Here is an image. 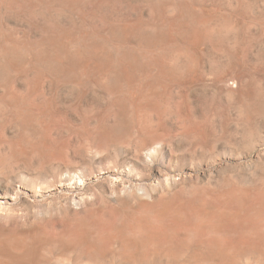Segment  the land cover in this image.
Returning a JSON list of instances; mask_svg holds the SVG:
<instances>
[{
  "label": "rangeland",
  "instance_id": "obj_1",
  "mask_svg": "<svg viewBox=\"0 0 264 264\" xmlns=\"http://www.w3.org/2000/svg\"><path fill=\"white\" fill-rule=\"evenodd\" d=\"M0 155L12 239L55 227L75 253L98 249L78 264H264V222L233 223L239 203L264 200V0H0ZM136 194L152 206L150 235L124 227L136 244L125 249L93 232L76 242L84 221L120 229ZM181 225L180 252L149 244Z\"/></svg>",
  "mask_w": 264,
  "mask_h": 264
},
{
  "label": "bare ground",
  "instance_id": "obj_2",
  "mask_svg": "<svg viewBox=\"0 0 264 264\" xmlns=\"http://www.w3.org/2000/svg\"><path fill=\"white\" fill-rule=\"evenodd\" d=\"M123 33V32H122ZM58 42V41H57ZM55 43V42H54ZM50 45V44H49ZM49 47V46H48ZM146 48V47H145ZM56 50V49H55ZM60 51V50H59ZM63 52V51H62ZM77 53V52H76ZM45 54V53H44ZM75 54V53H74ZM62 55V53H61ZM43 57V56H42ZM52 57V56H51ZM60 58V57H58ZM43 59V58H41ZM45 59V57H44ZM55 59V57H54ZM62 59V58H61ZM40 60V59H39ZM79 60V59H78ZM51 61V60H50ZM60 60H57V62L55 61V64H57L58 67H61L60 63L58 62ZM68 63V62H67ZM70 63V62H69ZM125 63V62H124ZM87 64V63H86ZM11 65V64H10ZM9 65V66H10ZM74 65V64H73ZM121 65V64H120ZM8 66V65H7ZM7 66L5 68H7ZM8 66V67H9ZM49 66V65H48ZM56 66V65H55ZM55 66H51V68L55 67ZM78 66V65H77ZM97 66V65H96ZM95 66V67H96ZM126 66V65H125ZM63 67V66H62ZM2 68V67H1ZM10 69V68H8ZM103 71V70H102ZM66 72V71H65ZM122 72V71H121ZM113 73V72H112ZM111 73V74H112ZM100 74V73H99ZM110 74V77H112ZM106 75H107V72H106ZM105 75V77H106ZM115 75V74H114ZM119 75L120 74H117L115 75L116 76V79H120L119 78ZM113 76V78L115 77ZM109 77V76H108ZM123 78V77H122ZM115 79V78H114ZM125 79V78H123ZM105 80V79H104ZM114 82V81H113ZM111 82V83H113ZM107 83V82H106ZM116 83V82H115ZM109 84V83H108ZM114 86V85H113ZM112 86V87H113ZM149 107V106H148ZM144 111V110H143ZM155 112V111H154ZM160 112V110H159ZM141 115V114H140ZM146 115V114H144ZM119 118V117H118ZM123 120V119H122ZM118 124V121L116 122ZM157 124V123H156ZM160 124V123H159ZM116 125V124H115ZM186 125V124H184ZM140 126V125H139ZM188 127V126H187ZM190 127V126H189ZM194 127V126H193ZM113 128V127H112ZM160 128V127H158ZM108 129V128H107ZM117 130V129H116ZM120 130V129H119ZM157 130V129H156ZM194 130V129H193ZM159 132V131H158ZM197 132V131H196ZM140 133V132H139ZM107 134V133H106ZM109 136V137H108ZM103 135V136H100L99 137V141H104V140H110V135ZM126 137V136H125ZM142 137V136H141ZM160 137V136H159ZM151 138V137H150ZM147 139V138H146ZM126 140V139H125ZM145 140V139H144ZM155 139H152V140H145V141H140L142 142L141 143V146H144L145 145L147 146V144L149 143H155L154 142ZM107 141V142H108ZM115 141V140H114ZM165 142V141H163ZM114 143V142H113ZM112 143V144H113ZM129 143V142H128ZM127 143V144H128ZM120 144V143H119ZM151 144H149L151 146ZM165 144V143H164ZM139 145V144H138ZM114 146V145H113ZM137 146V145H136ZM140 146V145H139ZM161 145L158 144V146H154L155 148H151L149 150V156H151L150 158H154L152 155L155 154L156 152H158L159 150V147ZM148 147V146H147ZM141 148V147H140ZM138 149V148H137ZM145 150V148H143ZM147 149V148H146ZM142 150V149H141ZM158 150V151H157ZM161 150V149H160ZM143 151V150H142ZM160 152V151H159ZM157 154V153H156ZM1 156V155H0ZM60 156V155H59ZM155 156V155H154ZM140 157V156H139ZM158 157V156H157ZM146 159V158H145ZM67 160V159H66ZM69 161V160H68ZM64 162V161H63ZM62 162V163H63ZM138 162V161H137ZM140 163V162H139ZM179 163V162H178ZM144 164V163H143ZM119 166V165H118ZM151 167V166H150ZM149 169V168H148ZM178 169V168H177ZM118 170V169H117ZM74 171V170H73ZM128 171V169H127ZM173 171V170H172ZM171 171V172H172ZM64 172V171H63ZM66 173V172H65ZM160 173V172H159ZM173 173V172H172ZM84 174V173H83ZM167 174V173H166ZM129 176V175H127ZM61 177V176H60ZM64 179H66L68 182H70L73 185L76 184V181H79L81 182L82 181V173H76V172H73V173H66L64 176ZM161 180V179H160ZM167 180V179H166ZM171 180V179H170ZM57 181V180H56ZM162 181V180H161ZM165 182V179L163 180ZM169 181V180H168ZM174 181V180H173ZM130 182V181H128ZM78 183V182H77ZM69 184V183H68ZM130 184V183H129ZM80 185V184H79ZM134 185V184H133ZM132 185V186H133ZM137 185V184H136ZM136 185H134L136 187ZM189 185V184H188ZM142 186V185H140ZM166 186V185H165ZM173 186V185H172ZM71 187V186H70ZM77 187V186H75ZM73 187V189L75 188ZM138 187V185H137ZM133 188L134 192L138 193V195H144V190L145 189H142L140 187L138 188ZM176 187V186H175ZM169 188V187H168ZM70 189V188H69ZM72 189V190H73ZM125 189V188H124ZM132 189V187H131ZM223 190V189H222ZM225 190V189H224ZM121 191V190H120ZM128 191V190H127ZM175 191V190H174ZM129 194H130V191H128ZM133 192V193H134ZM168 192V191H167ZM176 192V191H175ZM72 193V192H71ZM127 193V192H126ZM132 193V192H131ZM146 193V192H145ZM180 193V192H179ZM123 194V193H122ZM172 194V193H171ZM125 195V194H124ZM134 195V194H133ZM138 196V198H140L141 196ZM169 195H170V192H169ZM168 195V196H169ZM174 195V194H173ZM234 195V194H233ZM163 196V195H162ZM180 196V194H179ZM227 196V199L229 198V196H231V193H226V195H224L223 197ZM264 196V195H263ZM262 196V197H263ZM129 197V196H128ZM136 199L140 201V199L137 198V194H136ZM149 197V196H148ZM152 197V195H151ZM161 197V196H160ZM222 197V196H221ZM220 197V198H221ZM257 197V196H256ZM260 197V196H259ZM118 198V197H117ZM116 198V199H117ZM146 198V197H145ZM178 198V197H176ZM217 197H215L216 199ZM119 199V198H118ZM165 199V198H164ZM172 199V198H171ZM189 199V198H188ZM128 200V199H127ZM132 200V198L130 199ZM134 200V199H133ZM136 200V201H137ZM153 200V198H152ZM176 200V199H175ZM174 200V201H175ZM221 200V199H220ZM237 200V199H236ZM135 201V202H136ZM145 201H147L145 199ZM150 201V200H149ZM190 201V200H189ZM211 201V200H210ZM216 201H218L216 199ZM242 201V200H241ZM203 202V201H202ZM209 202V201H208ZM222 202V201H221ZM120 203V202H119ZM173 203V202H172ZM178 203V202H176ZM196 203L197 204H203L201 203L200 201H191V202H188L186 205H182V206H178V212H182L183 210H186V209H189V210H195L197 207H196ZM223 203V202H222ZM125 204V203H124ZM133 204V203H132ZM175 204V202H174ZM215 204V203H214ZM121 205L123 206L121 211V213L119 214L118 216V221H120V229L116 228V224H114L115 222V219H112V218H109V219H98V220H93L91 222H88L86 223L87 221H84L85 223L84 224H81V227L79 228L80 231L77 232L76 230V233L74 235L75 236V240L76 242L79 241V239L82 237V241H84L83 239H85V237H87L89 234L91 236V232H93V234H95L97 237H98V241L100 242H104L103 244L104 245H108V243L110 241H114L119 248H128V247H131V246H134L136 244L132 243L131 240L125 236H124V231H123V228H128V230L130 231V229H134L136 230L137 232H139L141 235H143L144 233L145 234H149L150 232L152 233V231H150L148 229V226H147V221L145 217H143L142 215H144L143 213L144 212H148V211H152V206L151 204H148L144 201H140L137 205L134 203L133 206H127V203L126 205L124 206L122 203ZM121 205H120V208H121ZM131 205V204H130ZM153 205V204H152ZM155 205V204H154ZM219 205V204H218ZM222 205V204H220ZM239 210H240V213L234 218V226L236 227H246L247 229H250L251 231L252 230H255L258 229V225L263 223L264 222V200L263 199H248L247 201H242V203H239ZM118 206V205H117ZM198 206V205H197ZM170 207H173V208H176L172 205L169 206ZM200 207H203V206H200ZM235 208H237L235 206ZM234 208V209H235ZM158 209V208H157ZM201 209V208H200ZM214 209V208H213ZM124 210V211H123ZM167 210V209H166ZM188 210V211H189ZM226 210V209H225ZM237 210V209H236ZM235 210V211H236ZM238 210V211H239ZM203 211V210H202ZM116 212V211H115ZM161 212V211H160ZM167 212V211H166ZM201 212V211H200ZM149 213V212H148ZM152 213V212H151ZM149 213V214H151ZM169 213V212H167ZM207 213V212H206ZM153 214V213H152ZM166 214V213H164ZM163 214V215H164ZM195 214V213H194ZM204 214V213H203ZM104 215V214H103ZM168 215V214H166ZM171 215V214H169ZM174 215V214H173ZM179 215V214H177ZM210 215V214H209ZM96 216V215H95ZM99 216V215H98ZM146 216V215H144ZM152 216V215H151ZM161 216V214H160ZM111 217V216H110ZM165 217V216H163ZM148 218V217H147ZM152 218V217H150ZM156 218V217H155ZM191 218V217H190ZM199 218V217H198ZM226 218H229L228 216ZM64 219V218H63ZM95 219V217H94ZM157 219V218H156ZM155 219V221H156ZM162 219V218H161ZM67 220V219H66ZM160 220V219H159ZM158 220V221H159ZM165 220H166V217H165ZM164 220V221H165ZM196 220V218H195ZM68 221V220H67ZM161 221V220H160ZM163 222V221H161ZM177 222V221H176ZM202 222V221H201ZM216 221H214L215 223ZM159 223V222H158ZM219 223V222H218ZM166 224V222L164 223ZM229 224V223H228ZM170 225V224H169ZM183 225V224H182ZM180 226L181 227V231H170L169 230H162L158 233L155 234V236H153V238L149 241L152 246H156L155 248H158L159 250L161 251H165V253L168 251V252H174L175 254L180 252L181 249L183 248V246H185V244H187L189 241H187V238L189 236H191V233L187 230L186 227L188 226ZM56 226V225H55ZM61 226V225H60ZM163 226V225H161ZM172 226V224H171ZM175 227L177 225H174ZM199 226V225H198ZM213 226V225H212ZM223 225H220L218 228H221ZM264 226V225H262ZM261 226V227H262ZM40 227V226H39ZM169 227V226H168ZM178 227V226H177ZM217 227V226H216ZM230 227V225H229ZM1 228V227H0ZM124 228V230H125ZM206 228V227H205ZM38 229V228H37ZM43 229V228H42ZM56 228H51L49 232L48 229L45 230V232L47 233H43V234H40V236L38 235H27L26 237H23V238H20V239H12L10 237V235L8 236L9 233H5L6 235H4V231H2V229H0V264H78L79 262L82 263V261H80V259L82 260L83 257H88L90 259L93 258V255L91 254L92 252V248L94 247H88V249L83 252V253H75V249H73L70 245H68V243L66 244H63L64 241H63V238L61 237H58L55 236L57 233H56ZM180 229V228H179ZM217 229V228H216ZM224 229V228H223ZM231 229V228H230ZM235 229V228H234ZM239 229V228H238ZM24 230V229H23ZM161 230V229H160ZM237 230V229H236ZM126 231V230H125ZM158 231V230H157ZM249 231V230H248ZM263 231V230H262ZM68 232V231H67ZM154 232V231H153ZM200 232V231H199ZM229 232V231H228ZM55 234L54 236H50L49 234ZM71 233V232H70ZM127 233V232H126ZM194 233V232H193ZM213 233V232H211ZM28 234V233H27ZM62 234V233H61ZM92 234V235H93ZM133 234V233H132ZM200 235L199 236H196L198 239V237L200 238L199 240H201V237L203 236L202 233H198ZM204 234V233H203ZM210 234V233H209ZM222 234V233H221ZM258 234V232H257ZM25 235V234H24ZM150 235V234H149ZM259 235V234H258ZM96 236H93V237H96ZM148 236V235H147ZM256 236V235H255ZM132 237V236H131ZM193 237V236H192ZM204 237V236H203ZM206 237V236H205ZM211 237V236H210ZM257 237V236H256ZM18 238V237H17ZM133 238V237H132ZM213 238V237H212ZM252 238V236H251ZM250 238V240H251ZM258 238V237H257ZM260 238V236H259ZM73 239V238H72ZM89 239V237H88ZM195 239V238H194ZM86 240V239H85ZM91 240V238L89 239ZM94 240H97V239H94ZM137 240V239H136ZM141 240V239H140ZM149 240V239H148ZM203 240V239H202ZM249 240V241H250ZM256 240V239H255ZM260 240V239H259ZM262 240V239H261ZM260 240V242H261ZM30 241V242H29ZM46 242L48 241L47 245H45L44 248H42L41 252H38L36 251L37 248H27L25 246H27L28 244L32 247V245L38 243L39 242ZM135 241V240H134ZM144 241V240H143ZM187 241V242H186ZM216 241V240H215ZM241 241V240H240ZM263 245H264V238H263ZM24 242H29L28 244L24 243ZM43 242V243H44ZM63 242V243H62ZM67 242V241H66ZM213 242V240H212ZM221 242V241H220ZM237 242V241H236ZM251 242H253V240H251ZM83 243V242H82ZM91 243V242H90ZM195 243V241H194ZM225 243V242H224ZM231 243V242H229ZM262 243V242H261ZM93 244V243H92ZM110 244V243H109ZM139 244V243H138ZM41 245V244H39ZM81 245V244H80ZM100 245V244H99ZM198 245V243H197ZM200 245V244H199ZM251 245V244H250ZM260 245V244H259ZM38 246V245H37ZM82 246V245H81ZM98 246V245H97ZM128 246V247H127ZM210 246V245H209ZM241 246V245H240ZM257 246V245H256ZM261 246V245H260ZM34 247V246H33ZM38 247H41V246H38ZM104 247V246H103ZM101 246V248H103ZM116 247V246H115ZM114 247V248H115ZM135 247V246H134ZM207 247V246H206ZM229 247V245H228ZM248 247V246H247ZM87 248V247H86ZM96 248V247H95ZM94 248V249H95ZM133 248V247H132ZM198 248V247H197ZM211 248V247H210ZM256 248V247H255ZM33 249H36V250H33ZM97 249V248H96ZM199 249V248H198ZM234 249V248H233ZM261 249V248H260ZM6 250H10V252H6ZM98 250V249H97ZM175 250V251H174ZM192 250H193V247H192ZM224 250V249H223ZM235 250V249H234ZM240 250V249H238ZM80 251V250H79ZM84 251V250H83ZM104 251V250H103ZM129 251V250H128ZM155 251V249H154ZM263 251V250H262ZM108 252V251H107ZM199 252V251H198ZM207 252V251H206ZM260 252V251H259ZM111 253V252H110ZM188 253V252H187ZM181 254V253H180ZM262 254V253H261ZM125 255V254H124ZM185 255V253H184ZM263 255V254H262ZM111 256V255H110ZM178 256V255H177ZM194 256V255H193ZM95 257V256H94ZM97 257V256H96ZM100 257V256H99ZM154 257V256H153ZM211 257V256H210ZM221 257V256H220ZM84 259V258H83ZM89 259V260H90ZM157 259V258H156ZM198 259V258H197ZM223 259V258H222ZM95 260V259H94ZM192 260V259H191ZM84 261V260H83ZM95 262V261H94ZM256 262H258L256 260ZM91 263V261H90ZM171 263V262H170ZM92 264V263H91ZM97 264V263H95ZM168 264V263H166ZM227 264V263H225Z\"/></svg>",
  "mask_w": 264,
  "mask_h": 264
}]
</instances>
